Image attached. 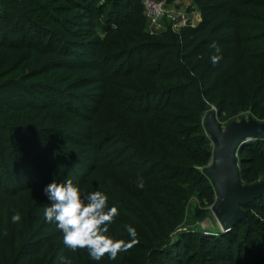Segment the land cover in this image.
<instances>
[{
    "label": "trees",
    "instance_id": "1",
    "mask_svg": "<svg viewBox=\"0 0 264 264\" xmlns=\"http://www.w3.org/2000/svg\"><path fill=\"white\" fill-rule=\"evenodd\" d=\"M196 1L199 25L149 33L131 19L142 0H0V264H49L42 196L67 179L118 208L106 235L136 229L132 264H172L180 245L179 264H264V195L224 233L171 236L190 196L216 195L205 111L264 120V0ZM252 141L237 152L242 182L264 177V138ZM61 253L75 264L84 251L60 244L55 264Z\"/></svg>",
    "mask_w": 264,
    "mask_h": 264
},
{
    "label": "rangeland",
    "instance_id": "2",
    "mask_svg": "<svg viewBox=\"0 0 264 264\" xmlns=\"http://www.w3.org/2000/svg\"><path fill=\"white\" fill-rule=\"evenodd\" d=\"M107 1V0H102ZM111 1V0H110ZM161 1V0H157ZM164 1V13L156 20L152 21L145 17L143 14V11H141V8L139 12L132 16L131 19H133V22H139L144 27V30L149 33H159L166 30H171L172 32L179 33L181 29L185 27H196L201 23L202 20V11H201V3L197 2L196 0H172L171 2ZM111 3V2H110ZM142 4V3H141ZM110 4L107 6H104V12L103 17H106L108 15V10L110 9ZM143 9V7H142ZM110 15V14H109ZM63 16V15H62ZM69 16V14H67ZM104 20V19H103ZM128 30L131 29V27L127 28ZM103 36V35H100ZM252 71L255 72V66H253ZM59 73H54V75H58ZM209 117H212L215 123L219 126V128L223 131L232 122H237L240 120L248 121L249 119H254L258 122H264V120L256 119L254 116H251V114L246 112H241L237 117H229L228 119L222 120L215 107L210 106L204 114V126L207 130V120ZM208 132V130H207ZM209 134V133H208ZM210 136V135H209ZM211 138V137H210ZM257 139V138H255ZM253 139H249L246 141L247 143H252ZM212 144L216 147V143L212 141ZM244 144V145H245ZM243 145V146H244ZM236 159L238 155L236 154ZM213 162L209 163L206 168H211ZM236 166L238 168V171L240 169V165L236 163ZM72 169V168H71ZM44 173V170L43 172ZM69 174V172H68ZM240 178V177H239ZM264 180V177H260L255 182H247V181H241L242 185H253L257 184L260 181ZM42 198H48L46 195L42 196ZM216 195L212 198V200L207 199H201L197 197L196 195H192L188 198V201L186 202V206L183 210L180 223H178L175 231L171 234L172 238H175L176 233L181 232H196L204 235H218L219 233H224L227 231L220 221L217 219L216 214L213 210V206L216 202ZM15 202L13 203L14 208L18 209L19 207L22 208L25 203L28 201H19L16 198L14 199ZM36 201V198L32 200V202ZM257 216L259 217L260 214L264 213V210L256 211ZM43 211L39 213L38 215V221L42 220L44 221L42 223V227L48 229L46 230V234L50 233V241L47 244V247L45 249V255L42 259H40L41 262H48L49 264H55L56 263V255H57V248L60 244H63V233L57 228L55 222L49 223L45 220V217L43 215ZM264 216V215H261ZM264 219V218H262ZM246 220V218L244 219ZM136 225V223H134ZM243 230V228L241 229ZM126 231V232H125ZM119 235H121L123 232H125V236H122V239H125V241H129L131 237L129 236L127 229H124L123 227L119 228L117 231ZM138 238V237H137ZM139 240V239H138ZM188 239L184 238L183 243L187 242ZM228 242H226L227 244ZM141 244L140 240L139 243ZM136 244V245H138ZM258 245V244H256ZM65 247V246H64ZM67 250H69L67 247H65ZM184 245L177 246L176 254L173 255V262L172 264H179L180 259L185 260L184 254L185 249ZM79 250V249H78ZM84 251V254L81 259H77L75 261H79L80 264H107V262L102 258L100 261H96L90 258L88 250L87 249H80ZM128 252H132L133 257L127 259L126 253H120L118 254L117 259H115V263L111 262V264H132L134 259H139L143 257V252H140L137 249V246H133ZM252 252H255V247L253 248ZM172 255V254H171ZM245 253L243 254V256ZM132 256V255H131ZM242 256V257H243ZM59 261H61L58 258ZM107 260V259H106ZM79 262H76L75 264H79ZM226 261L222 260H215L213 264H225ZM43 264V263H39Z\"/></svg>",
    "mask_w": 264,
    "mask_h": 264
},
{
    "label": "clouds",
    "instance_id": "3",
    "mask_svg": "<svg viewBox=\"0 0 264 264\" xmlns=\"http://www.w3.org/2000/svg\"><path fill=\"white\" fill-rule=\"evenodd\" d=\"M215 53L210 57L215 65L223 58L220 47L213 42L210 45ZM143 178L137 181V187L144 188ZM50 201L44 208V217L47 222H55L57 228L63 233V244L71 251L87 249L91 259L100 261L107 255L110 260H115L120 253L128 252L139 243L135 228L126 226L131 239L129 241L114 240L106 235L109 225L114 223V218L119 215L116 206H108V197L101 191L83 194L71 179L66 182H52L44 189ZM21 220L19 213L12 216V222ZM59 259L62 264H71L61 253Z\"/></svg>",
    "mask_w": 264,
    "mask_h": 264
},
{
    "label": "water",
    "instance_id": "4",
    "mask_svg": "<svg viewBox=\"0 0 264 264\" xmlns=\"http://www.w3.org/2000/svg\"><path fill=\"white\" fill-rule=\"evenodd\" d=\"M207 130L216 147L213 167L206 168L205 173L216 191L213 210L222 226L227 229L235 220L246 218L242 205L264 195V180L253 185H242L235 157L249 139L264 138V122L240 120L230 123L222 131L213 118L209 117Z\"/></svg>",
    "mask_w": 264,
    "mask_h": 264
},
{
    "label": "built area",
    "instance_id": "5",
    "mask_svg": "<svg viewBox=\"0 0 264 264\" xmlns=\"http://www.w3.org/2000/svg\"><path fill=\"white\" fill-rule=\"evenodd\" d=\"M143 14L152 21H156L164 13V1L142 0Z\"/></svg>",
    "mask_w": 264,
    "mask_h": 264
}]
</instances>
